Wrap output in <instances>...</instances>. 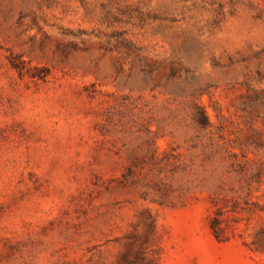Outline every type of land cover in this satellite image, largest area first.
<instances>
[{
  "label": "rangeland",
  "instance_id": "1",
  "mask_svg": "<svg viewBox=\"0 0 264 264\" xmlns=\"http://www.w3.org/2000/svg\"><path fill=\"white\" fill-rule=\"evenodd\" d=\"M0 264H264V0H0Z\"/></svg>",
  "mask_w": 264,
  "mask_h": 264
},
{
  "label": "trees",
  "instance_id": "2",
  "mask_svg": "<svg viewBox=\"0 0 264 264\" xmlns=\"http://www.w3.org/2000/svg\"><path fill=\"white\" fill-rule=\"evenodd\" d=\"M204 123L203 124H207V121L205 122V121H203Z\"/></svg>",
  "mask_w": 264,
  "mask_h": 264
}]
</instances>
